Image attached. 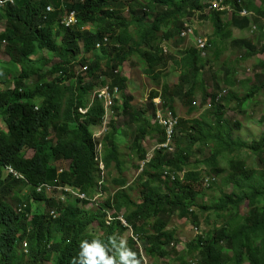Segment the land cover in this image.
Returning <instances> with one entry per match:
<instances>
[{
  "label": "trees",
  "instance_id": "trees-1",
  "mask_svg": "<svg viewBox=\"0 0 264 264\" xmlns=\"http://www.w3.org/2000/svg\"><path fill=\"white\" fill-rule=\"evenodd\" d=\"M15 1L0 12L3 17L0 19L8 20V32L0 35V39L7 41L4 53L10 57V69L7 71L0 68V122L2 119L7 126L6 131H1L0 128V150L3 147L0 151V156H3L0 158V264H46L50 260L54 261L51 264H74L82 240L91 242L92 239H100L102 244H107L110 237L116 236L118 232L125 234L129 230L138 238L139 244L134 241V237L129 236L128 247L137 253L141 264H145L146 257L154 261L170 259L168 263L171 264H264V136L247 144L234 137L235 129L240 127L237 121L226 118L228 109L244 108L248 102L264 93V72L261 78L256 77V83L261 85L251 87L250 93L243 97L234 91L237 82L229 73H226L222 82L230 90H219L218 76L215 73L212 78L215 86L217 85L215 90L219 92L207 94L204 74L207 69L211 71L212 64L220 59L222 53L218 51V46L226 41L231 27L240 31L250 29L249 17L240 18L238 13L246 10L252 14L255 24L262 26L260 30L264 33V0H259L260 6H256L254 0H224V4L230 5L234 10L229 18H224L226 13L215 8L204 15L210 2L215 0H127L126 3L131 7L127 17L124 16L126 3L120 0ZM50 7L52 11H49ZM66 10L73 15L77 14L78 23L70 28L62 25L67 22V17L63 15ZM198 13L202 14L201 18L212 21L213 38L201 36L196 30L189 39L195 48L183 50L180 62H175L180 67V81L174 86L165 84L161 97L162 106L171 110L174 116L177 105L186 109L191 116L196 104L193 99L200 91L202 105L207 110L199 120L179 119L170 143L173 152L168 154L163 149L155 151L130 184L124 174L131 162H127L125 158L132 155L131 160L136 157L138 162H142L149 154V150L143 146L145 138L155 137L158 142L163 143L165 136L161 126L155 120L151 121L155 115L152 103L145 108H137L132 105L133 97L124 94L128 78L122 73L123 65L135 64L136 62L131 61L135 58L142 65L145 76L152 81H159L160 76H165L161 73L164 71L155 68L158 65L162 69L168 60H173L171 55L164 56L162 49L165 48H161L162 43L173 39L174 35L180 38L185 30V21ZM261 22L263 23L260 24ZM172 32L175 34L172 35ZM104 36H109V44L97 51L95 45ZM204 39L205 44L198 48L204 43ZM80 41L83 43L82 49L78 44ZM230 46L244 51L240 60L242 62L264 54V42L260 48L254 42L245 40L232 41ZM211 48L216 51L213 59L210 54L207 55ZM1 50L3 49L0 47V52ZM44 52H48L49 56ZM82 53L85 56L81 58ZM204 54L206 55L203 56ZM55 59H59V62L52 64L48 71L40 66L42 61H46L47 67ZM80 65L88 66L84 74H77ZM186 84L188 87L185 89ZM104 87L109 88L110 107L112 106V113H115L116 120L112 119L111 122L103 118V100L97 99L95 95L99 88ZM157 96L158 92L153 90L149 99ZM232 103L237 106L232 107ZM83 109L85 112L81 113ZM119 118L127 119L135 126V139H128L127 146L125 145L127 155H124V148H121L123 140L119 137V128L122 120L120 122ZM105 121H108V125L104 131L100 126ZM90 126H99L103 137L98 141L92 140L88 130L91 129ZM33 128H36L35 133ZM33 133L36 139H33ZM42 133L48 134L45 137ZM81 135L83 136L79 137ZM9 138L13 139L12 143H7ZM28 140H32L37 146L32 144V147ZM100 142L103 144V152L98 150ZM84 144L88 146L84 148ZM27 149L33 151L30 160L25 157ZM243 151L256 158L260 168H249L243 166V162L240 163L241 158H230L227 160L228 175L222 177L223 187L217 186L214 179L208 189L216 195L207 202H199L200 189L197 186L201 182L208 185L203 182L207 177L203 178L199 167L208 168L218 177L225 170L219 167L222 159L234 155L241 157ZM22 155L27 162L22 159ZM15 156L22 157L23 161ZM197 157L202 159H196ZM99 159L104 160L106 168L116 171L115 175L106 177L102 182L104 189L98 186ZM192 159H195V163ZM62 162L66 165L61 174H58ZM8 164L19 173L23 171L20 174L25 173L26 176H23L28 181L8 175L4 170V166ZM51 165H55V170ZM54 173L56 175L53 176ZM62 174L65 175L64 178L61 177ZM53 180L57 182L46 186L56 188L57 183L62 182V185L66 183L65 186L74 187L90 196L102 194L104 190L106 198L94 207L95 203L84 200L79 207L75 201L57 203L47 193L35 191V184L45 181L50 183ZM95 181L97 184H93ZM24 185L31 194L22 197L21 201L26 206L22 213H18L8 202V197H12L15 189ZM108 186L115 189L114 193L108 190ZM225 187H229L230 191L226 192ZM34 202L37 203V209L28 219L27 214L31 213ZM242 207L246 209L244 215L241 214ZM51 208L58 209L57 217L51 215ZM104 209L122 213L128 223L127 229L120 222L106 225L103 220L106 217ZM212 216L218 220L214 222V226L197 235L178 251L176 231L170 229L172 218H184L197 228L203 220L209 222L208 217ZM96 228H102L101 236L100 233L93 235ZM90 235L94 238H90ZM25 237L29 241L31 252L28 260L21 254L22 250H18L16 241ZM118 243L116 240V244ZM139 247L143 249V253L139 251ZM226 250H230L232 255H228ZM112 251L115 248L109 251V255Z\"/></svg>",
  "mask_w": 264,
  "mask_h": 264
},
{
  "label": "rangeland",
  "instance_id": "rangeland-1",
  "mask_svg": "<svg viewBox=\"0 0 264 264\" xmlns=\"http://www.w3.org/2000/svg\"><path fill=\"white\" fill-rule=\"evenodd\" d=\"M0 1H1L0 2V4H1L0 5V12H1V11H3V9L6 8V6L8 4L4 0H0ZM139 1H142V0H139ZM254 4L256 6H260L261 2L259 0H254ZM66 12H68V11L66 10ZM209 12H210L209 10H206L204 15H208ZM233 12H234V10L228 16H225V17L226 18L231 17V14ZM201 16H202V14L198 13L192 19H190L192 25L198 31L199 35L205 36L208 39L213 38L214 28L212 25L213 24L212 21L209 19H203V18H201ZM238 16L240 18H242L240 16V13H238ZM224 18H223L224 21H228V19H224ZM149 20L151 21L152 18H150ZM249 20L251 22V26H250L249 30L246 29L244 31H240L237 28L231 27V29L228 30V33H227L228 38L226 39V41L223 44L218 46V51L222 53L220 59L218 60V62H214L212 64V66H211L212 70L211 71L208 69L206 71H204L207 94L212 95L214 93V91L219 92V90H223V89L230 90L228 87L225 88L226 86L222 82L223 77L226 75V73L233 75L235 82H237V84H236L237 86L235 87L234 91H236V93L237 92L240 93V94L237 93L240 97H243V96L249 94L251 87H253V86L259 87L261 85V83H258V82L256 83V77L261 78L262 74L264 72V54H260L256 57H254L253 59H250L249 61L242 62L240 60H241V57H243V55L245 54L244 51L243 50H235L232 48V46H230V43L232 41H235V40H237V41H244L245 40V42L246 41L247 42L248 41L254 42L258 48H260L262 46V44L264 42V33H262L260 30L262 26H258L255 24L254 16H252V14L249 16ZM263 22H261L260 24H262ZM7 27H8L7 20L0 21V35L6 34L8 32ZM254 28H255V30H253ZM173 34H175V33L172 32V35ZM172 38H175V39L174 40L173 39L165 40L164 43H162V45H161V48L162 47L167 48V49H162L164 51V56L171 55V56H173V60H168L169 62H167L166 65L164 66V68H162V69L160 66L157 65V68H155V69H157L158 71H160V70L164 71L161 73H163L165 75V76H160L159 81H157V82L152 81L150 78L145 76L143 74L142 65L139 64L135 58H133L131 60V61H133V63L136 62L135 64H132L131 66L128 64L123 65L122 73L125 77L128 78L127 83H126L127 87H126V90L124 91V94L131 95L133 97L132 105H134L135 107H137V108H145L146 107V105L148 103L146 101V98H148V95H149L151 90H156V89L160 90L164 83H166V84L168 83V85L174 86L180 81L179 80V76H180L179 68L180 67L175 62L176 61H177V63L180 62V59L183 57V50L192 49V48H194V46H193L192 42L189 41L190 38L183 40L184 37L179 38L177 35H174V37H172ZM80 43H81V41L78 43L79 46L81 45ZM199 48H201V46H199ZM214 52H216V51H214V48H211L207 52V55L210 54V58L213 59L214 58V56H213ZM44 53L47 56H49L48 52H44ZM83 56H85L84 53H82L80 57L82 58ZM9 60H10V57L4 53V49H3L0 52V64H1L0 68L8 71L10 69ZM58 62H59V59H55L52 63H50L46 67L47 62L42 61L40 66L45 71H48L49 69H51L52 64H55ZM2 65H3V67H1ZM215 73L218 76L217 77V81H218L217 84L220 87V89L218 91L215 90L217 85L215 86V82L213 80L214 78H212L215 75ZM201 81H202V77H201ZM161 83H163V84H161ZM187 87L188 86L186 84L185 89ZM99 89H101V88H99ZM104 92H106L105 94H107V90L104 89ZM193 100L196 102V104L194 106V112L191 113L192 114L191 116L188 114V111L186 109H182V108H180V106L177 105L176 116L179 119L199 120V118L202 116V114L207 110V107H204L202 105V93L200 91L196 94V96ZM231 106L234 107V106H237V104L232 103ZM81 112L82 113L85 112V109L81 110ZM226 118L228 120L233 121V122L237 121V123L240 126L237 129H235V135H234L235 138L238 137L242 141H245L247 144H250L254 141H258L260 139V137L264 136V93H261V95L256 96L255 99L252 100L251 102H248L247 106L244 108L239 107V109L235 108V110L228 109L226 111ZM114 119L116 120L115 117H114ZM118 120L121 122L122 119L119 118ZM125 121H127V120H125ZM1 124H2V126L0 125L1 131H6L7 126L3 122L2 119H1ZM121 124H122V122H121ZM107 125H108V121H105V122H103V124L100 127L103 128V130L105 131L107 128ZM127 125L128 124L125 123L124 129H123V126L121 125V128H119V130L122 131V129H123V131H124L123 138L124 139L129 138V141H130L131 140L130 138L133 137V135L135 133V126L131 122L129 124V128ZM153 144H155V141L150 140V139H146V141L143 142V146H146L147 150H149ZM126 146L124 145V141H123L121 148H124V149H122V152L124 154L126 152H128ZM30 151L32 152V150L27 151L26 156H28V157L32 156L31 154H33V152L31 153ZM28 153H30V154H28ZM230 158H233V159L241 158L240 163L243 162V166H246L249 168H251V167L252 168L253 167L260 168V165L258 164L257 159L249 156L247 151H243L241 154V157L234 155V156H230V157L228 156L225 159H222L219 167L221 169H225V170H223V172L218 177L215 176L214 174H212L208 170V168L203 167V166L199 167V171H201L203 173V178L207 177L210 179V184L215 179L216 185L219 186L220 188H222L223 187L221 185L222 177H224L225 175H228L229 167L227 164V160H229ZM196 159H202V158L197 157ZM192 162L195 163V159H192ZM137 163H141V162H136L133 166H130L129 170L125 173L130 184H132L133 180L136 179L137 176L140 174V170H139V168H137ZM65 165L66 164L63 163V166H65ZM191 167H193V165H191ZM115 174L116 173L114 172V175ZM204 180H203V182H204ZM208 187H209L208 185L202 184V182L199 183V185L197 186V189L198 188L200 189L199 202H202V201L207 202V200L209 198H212L213 196L216 195L214 193V191H210L208 189ZM215 188H217V187H215ZM224 190L226 192L230 191L229 187H225ZM18 193H19L18 196H13L14 199H17L20 196H24V193H20V192H18ZM102 196L105 197L106 194H104ZM94 206H96V204H94L92 207H94ZM241 209H242L241 214L242 215L246 214V209H244L243 207ZM108 212L113 213V210L110 209V210H108ZM208 219H210L209 222L203 220L201 222L200 227H198V229H197L195 225H193L191 222H189L188 220H186L184 218L183 219H180L179 217H173L172 218L171 224H170V229H175L176 237L178 236L177 237V239L179 241V245L177 248L178 251H181L184 248V245L193 241L197 235H199L201 233H205L206 230H208V228L210 226H214L213 225L214 222L218 221L213 216L208 217ZM125 226H128V225H125ZM128 233H129V231L125 234L124 233L120 234L118 232L116 234V237H117L116 240L119 241V237L128 238L129 237ZM134 241H138V238L134 237ZM138 244H139V241H138ZM140 246H141V244H140ZM138 249L141 253H143L142 248L139 247ZM225 252L230 256L232 255V252L230 250H226ZM169 261H170V259H169ZM169 261L166 259L154 261V260H150L149 258L146 257L145 264H171V263H168ZM46 264H51V263L47 262Z\"/></svg>",
  "mask_w": 264,
  "mask_h": 264
},
{
  "label": "bare ground",
  "instance_id": "bare-ground-1",
  "mask_svg": "<svg viewBox=\"0 0 264 264\" xmlns=\"http://www.w3.org/2000/svg\"><path fill=\"white\" fill-rule=\"evenodd\" d=\"M15 1V0H14ZM92 1V0H91ZM94 1V0H93ZM97 1V0H96ZM95 1V2H96ZM103 1V0H102ZM107 1V0H106ZM226 1V0H225ZM224 1V2H225ZM1 2V1H0ZM112 2H115V1H112ZM224 2L223 3H221L217 8H215V9H217V10H219L221 13L223 12V13H226V15L225 16H228L232 11H233V8L230 6V5H226V4H224ZM248 2V1H247ZM15 3H16V1H15ZM89 3H90V1H89ZM154 3V2H153ZM169 3V2H168ZM228 3H229V1H228ZM250 3V2H249ZM254 3V2H253ZM104 4V3H103ZM102 4V6H104ZM108 4V3H107ZM107 4H106V6H107ZM1 5V4H0ZM9 5V4H8ZM109 5H111V4H109ZM115 5H116V2H115ZM118 5V4H117ZM130 5V4H129ZM167 5V4H166ZM245 5V4H244ZM6 6V5H5ZM119 6V5H118ZM233 6V5H232ZM87 7V6H86ZM111 7H114L113 5L111 6ZM120 7V6H119ZM164 7V6H163ZM2 8V7H1ZM7 8H8V6H7ZM109 8V7H108ZM115 8H117V7H115ZM11 10H12V7L10 8ZM5 10V9H4ZM105 10V9H104ZM104 10H103V13H102V15L104 14ZM106 12V11H105ZM5 13V12H4ZM110 13H112V12H109V14ZM115 13H113V15H114ZM136 14V13H135ZM140 14V13H139ZM138 14V15H139ZM6 15V14H5ZM108 14H106V16H107ZM137 15V16H138ZM147 15V14H146ZM251 14L250 13H248L246 10L245 11H242V12H240V16L243 18V19H247L249 16H250ZM110 16V15H109ZM141 16V15H140ZM139 16V17H140ZM224 16V17H225ZM0 17H2V16H0ZM8 17H9V15H8ZM106 18V17H105ZM135 18V17H134ZM141 18V17H140ZM144 18V17H143ZM2 19H3V17H2ZM8 19V18H7ZM142 19V18H141ZM1 20V19H0ZM5 20V19H4ZM105 20V19H104ZM129 20V19H128ZM2 21V20H1ZM8 21V20H7ZM98 21H99V19H98ZM131 21H132V19H131ZM135 22H136V20H134ZM96 22V21H95ZM140 22V21H139ZM99 23V22H98ZM110 23H111V21H110ZM137 24H138V22H136ZM133 26V25H132ZM8 28V27H7ZM183 28H185V26L183 27ZM9 29V28H8ZM196 32V29L194 28V26H192V28H190L188 31H187V35L183 38V40L184 39H189V38H192V35L194 34ZM6 33V32H5ZM120 33V32H119ZM119 36V35H118ZM173 40H174V38H173ZM205 42H206V40L204 39V43L203 44H201V45H199V46H203L204 44H205ZM198 43H200V41L198 42ZM199 46H198V48H199ZM162 48H165V49H167L166 47H162ZM194 48H195V46H194ZM2 51V50H1ZM6 53V52H5ZM206 54H204L203 56H205ZM15 63V62H14ZM13 64V63H12ZM1 65V64H0ZM1 67H3V65L1 66ZM169 69V68H168ZM21 73V72H20ZM161 75H163V74H161ZM166 78V77H165ZM168 79V78H167ZM166 79V80H167ZM168 81V80H167ZM164 83V82H163ZM163 83H161V84H163ZM166 83H164L163 85H162V87H161V89L160 90H158V89H156L155 91H157L158 92V95L159 96H157V97H155V98H153L152 100H150L149 99V96H150V94H151V92L153 91H150V93H149V95H148V98H146V101L148 102L147 104H149V103H152V105H153V107H154V110H155V115L151 118V121H153V120H155L157 123H158V125L159 126H161V128L163 129V132H164V136H165V141L163 142V143H160V142H158L157 141V139L155 138V137H146L145 139H152V140H154L155 141V144H153L152 145V147L149 149V154L147 155V157H146V159L145 160H143L141 163H137V166H138V168H139V170H140V173H141V171H142V169H143V166H144V164L146 163V162H148L151 158H152V156H153V153L155 152V151H159V150H165L168 154L169 153H172L173 152V148H171V146H170V143H171V139H172V136H173V132H174V127L175 126H177V123H178V121H179V118L177 117V116H174V114L172 113V111L171 110H167V108H165V107H163L162 106V97H161V95L163 94L162 93V89H163V87H164V85H165ZM168 84V83H167ZM159 85V84H158ZM9 86H11V85H9ZM134 86V85H133ZM132 86V87H133ZM160 87V86H159ZM5 88V87H4ZM10 88V87H9ZM109 89V88H108ZM12 90V89H11ZM20 90V89H19ZM22 90V89H21ZM104 91V90H103ZM139 94V93H138ZM119 96V95H118ZM117 96V97H118ZM156 96V95H155ZM37 98V97H36ZM142 98V97H141ZM31 99V98H30ZM40 99V98H39ZM118 99H120V98H118ZM132 99V98H131ZM138 99V98H137ZM32 101V100H31ZM37 101V100H36ZM137 102V101H136ZM141 102V101H140ZM111 104V103H110ZM113 105V104H112ZM16 106V105H15ZM112 107V106H111ZM46 108V107H45ZM41 110H42V107H41ZM40 111V110H39ZM43 111H44V109H43ZM45 112V111H44ZM176 112V111H175ZM43 113V112H42ZM41 116H39L38 118H40ZM41 119V118H40ZM48 119V118H47ZM47 119H45V120H47ZM5 120V119H4ZM33 120V119H32ZM42 120V119H41ZM127 120V119H126ZM36 121V120H35ZM49 121V120H48ZM25 122V121H24ZM171 123L172 124V126H169L167 123ZM1 123V122H0ZM26 123V122H25ZM28 123H29V121H28ZM31 123V122H30ZM42 123H47V122H42ZM51 123V122H50ZM125 123L126 124H128L127 126H128V128H129V124H130V121L129 120H127V121H125V120H122V126H123V129H124V126H125ZM34 124V122L32 123V125ZM39 124V123H38ZM41 124V123H40ZM133 124V123H132ZM24 125V124H23ZM22 125V126H23ZM48 125V124H47ZM46 125V126H47ZM60 125V124H59ZM2 126V125H1ZM25 126H27V127H29V124H26ZM39 126V125H38ZM55 126V125H54ZM57 126V125H56ZM26 127V128H27ZM31 127V126H30ZM36 127V126H35ZM60 127V126H59ZM64 127V126H63ZM91 127V126H90ZM40 128V127H39ZM46 128H48V127H46ZM19 129V128H18ZM34 129H36V128H33L32 129V131H34ZM55 129V128H54ZM59 129V128H58ZM61 129V128H60ZM123 129H122V131H121V134H119V137H121L122 139H123V141H124V145H126L127 144V140L129 139V138H123V135H124V131H123ZM22 130V129H21ZM20 130V131H21ZM89 131H90V134H91V138H92V140H96V141H98L99 139H101L102 137H103V131L102 130H100L99 129V126L98 127H91V129H88ZM10 131V130H9ZM31 131V132H32ZM47 131V129L45 130V132ZM17 132H18V130H17ZM30 132V133H31ZM88 132V131H87ZM6 133V132H5ZM13 133V132H12ZM34 133H35V131H34ZM33 133V139L35 138L36 139V137L34 136L35 134ZM37 133V132H36ZM11 134V133H10ZM26 134H28V133H26ZM38 134V133H37ZM42 134H44V133H42ZM48 134V133H47ZM46 134V135H47ZM190 134V133H189ZM6 135V134H5ZM11 135H13V134H11ZM14 135H16V134H14ZM13 135V136H14ZM29 135V134H28ZM32 135V134H31ZM41 135V134H40ZM46 135L44 134V136L46 137ZM182 135V134H181ZM7 136V135H6ZM76 136V135H75ZM83 135H81V136H79V137H82ZM28 137V136H27ZM30 137V136H29ZM41 137H43V135L41 136ZM32 138V137H31ZM78 138V137H77ZM89 138V137H88ZM133 138L135 139V133H134V135H133V137H131L130 139H132L133 140ZM28 139V138H27ZM37 139H41V138H37ZM43 139H45V138H43ZM86 139V138H85ZM9 140H10V138H9ZM9 140H7V143L8 142H11L12 143V141H13V139L11 138V140L9 141ZM16 140V139H15ZM46 140H48L49 141V139H46ZM53 140V139H52ZM54 140H55V137H54ZM77 140V139H76ZM29 141V140H28ZM31 141V146H32V144L34 143H32V140H30ZM29 141V142H30ZM45 141V140H44ZM51 141V140H50ZM74 141H75V139H74ZM90 141V140H89ZM27 141H25L24 143H26ZM36 142V141H35ZM77 142V141H76ZM79 142H80V140H79ZM91 142V141H90ZM3 143V142H2ZM5 143H6V141H5ZM14 143H15V141H14ZM38 143V142H37ZM81 143V142H80ZM92 144H94V142H91ZM4 144V143H3ZM27 144H28V142H27ZM36 144V143H35ZM35 144H33V146L35 145ZM42 144H44V143H42ZM47 144V143H46ZM78 144V143H77ZM92 144H90V145H92ZM1 145V144H0ZM9 145H10V143H9ZM86 144H84V148L85 147H87L88 146V144L85 146ZM3 146V145H2ZM11 146V145H10ZM10 146H9V148H10ZM32 146V147H33ZM37 145H35V147H36ZM39 146V145H38ZM41 146V145H40ZM44 146V145H43ZM48 146V145H47ZM53 146V145H52ZM74 146V145H73ZM77 146V145H76ZM132 146V145H131ZM7 147V146H6ZM12 147H13V144H12ZM23 147V146H22ZM42 147V146H41ZM51 147V146H50ZM146 147V146H145ZM3 148V147H2ZM1 148V150H3ZM14 148V147H13ZM16 148H19L18 146L16 147ZM37 149H38V147H37ZM71 149V148H70ZM0 150V151H1ZM7 150V149H6ZM5 150V151H6ZM13 150V149H12ZM28 150V149H27ZM29 150H31V149H29ZM52 150V149H51ZM69 150V149H68ZM7 151H9V150H7ZM6 151V152H7ZM11 151V150H10ZM17 151H19V150H17ZM36 151V150H35ZM67 151V150H66ZM65 151V152H66ZM70 151V150H69ZM14 152V151H13ZM12 152V153H13ZM31 152V151H30ZM27 153V152H26ZM32 153V152H31ZM35 153V152H34ZM38 153V152H37ZM69 153V152H68ZM67 152H66V154H68ZM18 154V153H17ZM20 154V153H19ZM25 154V153H24ZM23 154V155H24ZM28 154H30V153H28ZM44 154H45V152H44ZM47 154H48V152H47ZM50 154V153H49ZM60 154V153H59ZM70 154V153H69ZM102 154V153H101ZM126 155H127V153H125ZM124 154V155H125ZM10 155V154H9ZM22 155V156H23ZM27 155V154H26ZM32 155V154H31ZM38 155V154H37ZM40 155V154H39ZM38 155V156H39ZM46 155V154H45ZM63 155H64V153H63ZM76 155V154H75ZM103 155V154H102ZM8 156V155H7ZM33 156V155H32ZM42 156V155H41ZM55 156V155H54ZM77 156V155H76ZM3 157V156H2ZM1 156H0V158H2ZM11 157V156H10ZM16 157V156H15ZM18 158H22V157H19V156H17ZM16 157V158H17ZM28 157V156H27ZM26 157V158H27ZM43 157V156H42ZM46 157V156H45ZM69 157V156H68ZM97 157V156H96ZM132 155L131 156H128V157H126L125 159H126V161L128 162V161H130L129 163H130V166H133L136 162H138V160H136L135 158H134V160H131L132 159ZM5 158V157H4ZM7 158V157H6ZM9 158V157H8ZM29 158V157H28ZM35 158V157H34ZM56 158V157H55ZM77 158V157H76ZM76 158H75V160H76ZM22 159H24V156H23V158ZM21 159V160H22ZM33 159V158H32ZM39 159V158H38ZM40 159H42L41 157H40ZM65 159V158H64ZM17 160V159H16ZM19 160V159H18ZM29 160H30V158H29ZM57 160V159H56ZM96 160V159H95ZM103 159H99L98 160V168H99V170H100V180H99V182H98V186L99 187H101V188H103L104 189V186H103V184H102V182L105 180V178L106 177H112L113 175H114V170H110V169H108V168H106V164H104V160L102 161ZM1 161V160H0ZM23 161V160H22ZM24 161H26L25 159H24ZM28 161V160H27ZM26 161V162H27ZM34 161H35V159H34ZM42 161V160H41ZM40 161V162H41ZM43 161H47V160H43ZM63 161V160H62ZM17 162H19V161H17ZM26 162H23V163H26ZM36 162H37V160H36ZM35 162V163H36ZM60 163V162H59ZM63 163V162H62ZM1 164V163H0ZM30 164V163H29ZM40 164V163H39ZM38 164V165H39ZM44 164V163H43ZM42 164V165H43ZM54 164V163H53ZM56 164V163H55ZM23 165V164H22ZM37 165V164H36ZM46 165V164H45ZM32 166V165H31ZM35 166V165H34ZM51 166H53V165H51ZM69 166H70V164H69ZM39 167V166H38ZM3 168V167H2ZM2 168H1V170H2ZM18 168V167H17ZM36 168V167H35ZM55 168V165L53 166V169ZM113 168V167H112ZM30 169V168H29ZM32 169H34L33 167H32ZM44 169V168H43ZM35 170V169H34ZM47 170V169H46ZM55 170V169H54ZM63 170V169H62ZM62 170H59L58 171V174H61V172H62ZM128 170H129V168H128ZM127 170V171H128ZM27 171V170H26ZM126 171V172H127ZM2 172H3V170H2ZM1 172V173H2ZM23 172V171H22ZM22 172H20V173H22ZM43 172H45V173H47L46 171H43ZM49 172V171H48ZM55 172V171H54ZM110 172H113V174H111V175H109V176H107ZM125 172V173H126ZM39 173V172H38ZM57 173V172H56ZM95 173V172H94ZM115 173H116V171H115ZM183 173V172H182ZM25 173H23L22 175H24ZM29 174V173H28ZM35 174V173H34ZM64 174V173H63ZM63 174L61 175V177L63 176ZM65 174H67V173H65ZM92 174V173H91ZM9 175V174H8ZM46 175V174H45ZM54 175H56L55 173L53 174V176ZM68 175V174H67ZM125 176H126V174H124ZM24 176H26V175H24ZM32 176H34V175H32ZM51 176H52V174H51ZM92 176V175H91ZM96 176V175H95ZM61 177H59V178H61ZM65 177V175L63 176V178ZM6 178H7V175H6ZM6 178H5V180H6ZM36 178V177H35ZM53 178H55V177H53ZM58 178V179H59ZM71 178V177H70ZM92 178H94L93 176H92ZM97 178H98V175H97ZM109 178V179H110ZM2 179V178H1ZM57 179V178H56ZM4 180V182H6ZM44 180V179H43ZM10 181V180H9ZM9 181H7V182H9ZM40 181V180H39ZM59 181V180H58ZM66 181H68V180H66ZM88 181V180H87ZM86 181V182H87ZM93 181H94V179H93ZM16 182H18V181H16ZM54 182H57L56 180H53L52 182H50V183H46V181L45 182H42V183H38V184H35L34 185V188L36 189V190H39V191H43V192H45V193H47L48 195H49V197L53 200V201H55V202H61V203H67L68 201H75L76 202V204L80 207V206H82L83 205V202H84V200H88L90 203H95L96 205H98L100 202H102V201H104L105 200V198H106V196L105 197H103L102 195H104V194H106V191H104L103 190V192H102V194L100 193V194H96V196L95 195H92V196H90V195H88L87 193H85L84 191H80V190H78V189H76V188H74V187H71V186H65L66 185V183H65V180H64V183H65V185H62V182H60V183H57V185L56 186H58V187H54V186H46L47 184H51V183H54ZM73 182V181H72ZM96 183H93V184H97V181H95ZM33 183H34V181H33ZM63 183V184H64ZM70 183V182H69ZM74 183V182H73ZM91 183V182H90ZM89 183V184H90ZM30 185V184H29ZM32 185V184H31ZM70 185V184H69ZM5 188V187H4ZM108 190H110V192L111 193H114V191H115V189L114 188H111L110 186H108ZM144 196H145V194H143ZM142 196V195H141ZM150 199V197L148 198V200ZM151 200H152V198H151ZM32 202L34 201V200H31ZM80 201V202H79ZM150 201V200H149ZM151 202V201H150ZM74 205H72V207H73ZM142 206V205H141ZM67 207V206H66ZM65 207V208H66ZM75 208V207H74ZM137 208V207H136ZM135 208V209H136ZM68 209V208H67ZM71 209V208H70ZM133 209H134V207H133ZM71 210H74L73 208L71 209ZM99 210V209H98ZM108 210H110V209H104L103 211H104V213L106 214V217L103 219L104 220V222L106 223V225H111L112 223H114V222H120L121 223V225L125 228V229H127V227L128 226H125V225H128V223L124 220V218H123V216H122V213H118V212H116L114 209H112L113 210V213H109L108 212ZM81 212V211H80ZM79 212V213H80ZM116 213H118L116 216H114L113 217V215L114 214H116ZM211 215V214H210ZM79 217V216H78ZM93 217V216H92ZM166 217V216H165ZM164 217V218H165ZM143 218V217H142ZM154 218V217H153ZM163 218V219H164ZM78 219V218H77ZM149 219H150V217H149ZM77 220H75V222H76ZM87 221V220H86ZM151 221H153V220H151ZM150 222V221H149ZM192 223V222H191ZM194 224V223H193ZM84 225H85V223H84ZM197 225V224H196ZM199 225V224H198ZM87 226V225H86ZM73 227V226H72ZM84 228H86V227H84ZM83 228V229H84ZM193 228V227H192ZM198 228V227H197ZM88 229V228H87ZM102 229V228H101ZM101 229H99V228H96V229H94V234L93 235H95L96 233H100V236H101V233H103L102 232V230ZM148 229V228H147ZM127 231V230H126ZM173 232V231H172ZM175 232V231H174ZM67 234H69V233H67ZM129 236L130 237H134L133 236V233L129 230ZM171 234V233H170ZM173 235V234H172ZM91 236L92 235H90V238H91ZM126 236V235H125ZM5 237V236H4ZM93 237V236H92ZM172 237V236H171ZM178 237V236H177ZM94 238V237H93ZM69 239V238H68ZM167 239V238H166ZM171 239V238H170ZM169 239V240H170ZM173 239V238H172ZM200 239H202V238H200ZM147 240V239H146ZM162 240V239H161ZM197 240V239H196ZM8 241V240H7ZM137 243H138V241H136ZM146 242H148V241H146ZM163 243V242H162ZM146 245H147V243H146ZM133 246V245H132ZM161 246V245H160ZM133 247H135V245L133 246ZM175 247V246H174ZM186 247V246H185ZM221 247H223V246H221ZM10 248V247H9ZM172 248V247H171ZM177 248V247H176ZM2 249V248H1ZM159 249V248H158ZM162 249V248H161ZM18 250H22V255H24L25 256V258L28 260L29 259V257H30V248H24V249H18ZM173 250V249H172ZM187 250H188V248H187ZM7 251V250H6ZM184 251V250H183ZM77 252V251H76ZM163 252V251H162ZM174 252H175V249H174ZM186 252V251H185ZM165 253V252H164ZM167 253V252H166ZM169 253V252H168ZM8 254V253H7ZM172 254H175V253H172ZM111 255V254H110ZM181 255H182V253H181ZM175 256V255H174ZM204 256V255H203ZM78 257V256H77ZM159 257H160V255H159ZM167 257V256H166ZM200 261V260H199ZM40 262V261H39ZM46 262H50V263H54V261L53 260H50V261H46ZM205 262V261H204ZM190 264H191V262H190Z\"/></svg>",
  "mask_w": 264,
  "mask_h": 264
},
{
  "label": "clouds",
  "instance_id": "clouds-1",
  "mask_svg": "<svg viewBox=\"0 0 264 264\" xmlns=\"http://www.w3.org/2000/svg\"><path fill=\"white\" fill-rule=\"evenodd\" d=\"M4 1L7 4H9L10 2L14 3V0H4ZM120 2L126 3L127 0H120ZM130 9H131V7H129V5L126 3L125 11H124L125 17H127L129 15ZM49 11H52L51 7L49 8ZM70 14L71 13L69 11L68 12L65 11L63 13V15H65V17H68ZM77 23H78V20H77V14H76L75 15V23H73L69 27H66L64 23H62V25H64L65 28H70V27H73L74 25H76ZM184 26H185V24H184ZM85 30H88V27H85ZM104 37H108V39L110 40L109 36H104ZM104 37H102L98 42H100ZM80 44H81L80 49H82V46H83L82 41ZM6 46H8L7 41H2L0 39V47L5 50ZM95 49H96V45H95ZM99 50L100 49H98L97 51H99ZM80 66H82V65H80ZM103 110H104V108H103ZM104 113H105V111H104ZM104 115H103V118H104ZM114 117H115V113L109 114L107 116L106 120L111 122V120L114 119ZM98 150L100 152H103V144L101 142L98 143ZM25 157H27L26 154H25ZM63 163H65V162H63ZM63 163L59 165V167H60L59 170H62L64 168ZM4 170L8 174L12 175V177L15 179H18V180L19 179H25L23 175H21L19 172H17L9 164L4 166ZM25 180H26V182L28 181L27 179H25ZM35 191L37 193L43 192V191H39L36 189H35ZM18 192L24 193V196L29 195L31 193L29 192L28 187L24 185L21 188H16L15 193L12 195V197L11 196L8 197V202L15 208V210H17L18 213H22L25 210V206H26L25 203H22V201H21L23 196H20L17 199L13 198V196H18V194H19ZM36 209H37V203L34 202L33 206H32L31 213L27 214L28 219L31 218V215L33 214V212ZM50 212H51V215H53L54 217H57L59 214L57 208H51ZM116 238H117L116 236L110 237L109 242L107 244H102L100 242V239H92L91 242H88V240H82L80 245H79L80 252L78 253V257L74 258V264H77L78 261H79V264H141V260L138 257L137 253L132 251L128 247L127 238L119 237V243L118 244H116ZM24 243L29 244V241H27V238H25ZM18 248L23 249L20 245H18ZM112 248H115V251H112V254L109 255V251Z\"/></svg>",
  "mask_w": 264,
  "mask_h": 264
},
{
  "label": "built area",
  "instance_id": "built-area-1",
  "mask_svg": "<svg viewBox=\"0 0 264 264\" xmlns=\"http://www.w3.org/2000/svg\"><path fill=\"white\" fill-rule=\"evenodd\" d=\"M224 0H215V1H211L210 2V6L207 10L211 11L213 10L214 8H217L221 3H223ZM73 23H75V15L73 14H70L68 17H67V22H64L65 26L66 27H69L71 26ZM192 23L190 22V20L186 21L185 22V30L182 32L181 34V37H185L187 35V31L192 28ZM255 30V28L253 29ZM109 43V39L108 37H104L100 42H98L96 44V49H101L105 46H107ZM88 69V66L87 65H82V66H79V68L77 69V74H84ZM107 90V94H105L106 92H104L103 90ZM109 89L108 87H104V88H101L100 90H98L95 95L97 97V99H102V104H103V108H104V111H105V115H104V119L107 118V116L109 114H113L112 113V109L110 107V98H109ZM116 91V89H114V92ZM82 113V112H81ZM84 113V112H83ZM169 126H172L171 123H167ZM204 183L208 184V186H210V179L209 178H206L204 180Z\"/></svg>",
  "mask_w": 264,
  "mask_h": 264
},
{
  "label": "crops",
  "instance_id": "crops-1",
  "mask_svg": "<svg viewBox=\"0 0 264 264\" xmlns=\"http://www.w3.org/2000/svg\"><path fill=\"white\" fill-rule=\"evenodd\" d=\"M17 238H18V235H17ZM25 238L23 240H21V241L16 240L17 241V246L20 245L23 249L24 248H30V245L28 243H24Z\"/></svg>",
  "mask_w": 264,
  "mask_h": 264
}]
</instances>
